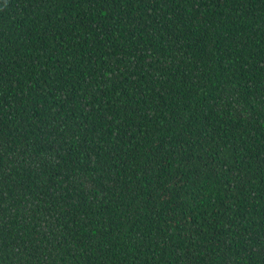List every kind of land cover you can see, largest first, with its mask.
I'll return each instance as SVG.
<instances>
[{
	"label": "trees",
	"instance_id": "1",
	"mask_svg": "<svg viewBox=\"0 0 264 264\" xmlns=\"http://www.w3.org/2000/svg\"><path fill=\"white\" fill-rule=\"evenodd\" d=\"M0 264H264V0H0Z\"/></svg>",
	"mask_w": 264,
	"mask_h": 264
}]
</instances>
